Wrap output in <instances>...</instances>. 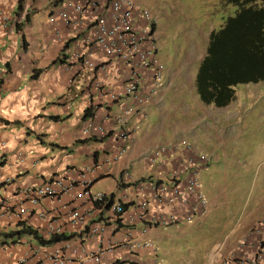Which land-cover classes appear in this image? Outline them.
<instances>
[{"label":"crops","instance_id":"0c3cea01","mask_svg":"<svg viewBox=\"0 0 264 264\" xmlns=\"http://www.w3.org/2000/svg\"><path fill=\"white\" fill-rule=\"evenodd\" d=\"M50 1L25 0L23 10L17 13V0H0V13L8 17L7 26H0V264H17L20 256L38 246L42 248L32 235L15 237V241L4 238L3 233L18 230L22 225H30L43 236L49 221L55 220L64 227L63 233L70 236L68 240L72 243L95 246L86 236L87 227L67 223L66 208L50 199L43 198L38 206L49 213L48 218H39L33 213L18 217L17 205L26 204L21 191L27 186L56 177L75 178L81 170L92 168L91 190L100 178L112 176L123 191L121 196L115 193L114 200L124 199L126 194L130 202L144 195L150 197L147 187L144 192L137 189L136 181L142 179L144 186L148 181L171 183L176 170L181 171L180 177L185 175L183 169L188 156L183 147L178 146L176 151L163 155L159 161L161 165H148L144 160V155L152 148L172 144L166 141L152 147L153 136H162L164 131L145 126L146 108L158 103L162 85L157 86L149 100L144 105H137L136 112L128 117L125 127L133 130V141L127 144L124 154L112 159L123 145L115 137L121 128L115 116L122 106L134 102L128 95L113 101L102 96L100 91L120 90L128 77L129 66L108 60L94 43L85 45L84 39L91 31L87 24L89 12L71 23L59 18L50 21L51 10L59 7L57 1L44 18L35 19L32 13ZM25 13H28L27 21H24ZM17 22L21 23V30L16 29ZM77 51L84 52V58L97 64L96 68L75 60L73 54ZM39 69L40 72L32 77ZM96 81L101 83L98 90L93 87ZM140 87L145 89L143 84ZM88 107L92 108V117L85 115ZM90 119L96 125L104 126L106 134L83 133ZM141 125L145 128H140ZM82 139H86L85 142H78ZM124 169H128L130 179L123 177ZM6 200L9 204L4 202ZM154 204L151 200L150 210ZM130 205L129 211L132 210ZM107 211L108 216L105 211L103 215L112 221L114 216ZM202 216L195 213L192 218L197 217L198 223ZM119 225L124 230L131 228L138 232L144 222L136 221L130 225L121 221ZM166 226L150 227L143 236V239L153 241L152 251L116 248L103 258L104 264L114 263L116 258L118 264H123V259L136 264H156L154 239L161 234L158 228ZM259 241L264 245V218H251L243 225L237 223L225 242L214 245L208 264H247Z\"/></svg>","mask_w":264,"mask_h":264},{"label":"rangeland","instance_id":"374dc122","mask_svg":"<svg viewBox=\"0 0 264 264\" xmlns=\"http://www.w3.org/2000/svg\"><path fill=\"white\" fill-rule=\"evenodd\" d=\"M57 1L32 16L44 18ZM137 1L155 25L156 56L163 66L158 103L146 108L145 126L164 131L153 136L152 147L166 141L183 147L184 139L209 158L196 173L207 213L198 223L196 217L159 227L153 257L156 264H208L212 248L225 242L234 225L264 218V81L236 84L235 97L225 106L203 102L195 76L209 33L235 15L236 7L226 0ZM116 183L106 176L92 190L121 196Z\"/></svg>","mask_w":264,"mask_h":264},{"label":"built area","instance_id":"2783aa9c","mask_svg":"<svg viewBox=\"0 0 264 264\" xmlns=\"http://www.w3.org/2000/svg\"><path fill=\"white\" fill-rule=\"evenodd\" d=\"M86 12L90 13L87 24L91 31L84 39L85 45L94 43L108 60L121 61L129 66L128 77L120 90L105 93L100 91L102 96L106 95L113 101L128 95L134 102L122 106L121 112L115 116L116 123L121 127L115 133V137L123 142L112 157L116 160L126 152L127 144L134 138L133 130L125 127L128 117L136 112L137 105H144L159 86L163 66L156 56L155 31L150 22V15L147 10L140 8L137 0H65L51 12L49 20L59 18L71 23L76 18L80 19ZM7 23V15L0 13V26L6 27ZM83 53L77 51L73 58L81 64L96 68L97 64L84 58ZM141 84L145 89L140 87ZM100 86L101 83L96 81L93 87L98 90ZM106 132L104 126L96 125L92 119L87 121L83 129L85 134L95 133L100 136ZM180 144L188 156L183 169L184 177H180L181 171L176 170L172 176L174 182L171 183L148 181L144 186V182H138L137 189L144 192V188L147 187L150 197L144 195L129 202L127 195L124 194V199L113 200L112 204L106 207L108 195L91 190L94 182L92 168L81 170L75 178L56 177L51 181L23 188L21 198L26 204L17 205L18 217L33 213L39 218H48L49 213L38 206L43 198L50 199L66 208L67 223L87 227L86 236L94 241L95 246L74 244L68 239L60 240L49 244L51 248L47 245L33 248L20 256L17 264H104L103 258L116 248L152 251L153 241L143 239L150 227L179 223L191 219L195 213L201 215L207 213V205L199 191L196 173L200 166L208 164L209 158L194 152L184 139ZM177 149L178 146L174 144L156 146L144 155V160L151 165L159 156L162 157ZM122 175L126 179L131 178L128 169L122 170ZM151 200L155 203L152 210L149 207ZM4 202L9 204L7 200ZM127 202L131 204L130 211L128 207L123 208V204ZM179 205H186L187 208L176 209L175 206ZM107 210L114 216L112 221L103 215ZM121 221L130 225L136 221L144 222V227L138 232L131 228L124 230L119 225ZM63 231L64 227L61 224L51 220L43 237L49 238L52 234H60ZM118 261L116 258L111 264H118ZM123 264L136 263L123 259ZM247 264H264V245L261 241L257 242L255 253L247 260Z\"/></svg>","mask_w":264,"mask_h":264},{"label":"trees","instance_id":"16d2710c","mask_svg":"<svg viewBox=\"0 0 264 264\" xmlns=\"http://www.w3.org/2000/svg\"><path fill=\"white\" fill-rule=\"evenodd\" d=\"M24 2L25 0H17V13L23 10ZM226 2L236 7L235 15L229 16L220 28L209 33L206 53L200 60L195 76L200 99L218 107L225 106L234 99L236 84L264 81V0H226ZM27 20L28 13H25L24 21ZM16 26V29L21 30V23L17 22ZM152 27L155 28L154 23ZM39 72L40 69L31 76L35 77ZM1 82L0 78V85ZM85 115L92 117L91 107L86 109ZM138 182L136 181L134 185L136 186ZM141 182L144 181L141 179ZM114 197V192L108 195L106 207L112 204ZM129 205V202L124 203L123 208L126 209ZM24 234L32 235L41 245L70 238L64 233L52 234L49 238H44L30 225H22L18 230L3 233L5 239L10 237L13 241L15 237Z\"/></svg>","mask_w":264,"mask_h":264},{"label":"clouds","instance_id":"9594fccd","mask_svg":"<svg viewBox=\"0 0 264 264\" xmlns=\"http://www.w3.org/2000/svg\"><path fill=\"white\" fill-rule=\"evenodd\" d=\"M153 24V23H152ZM154 30H155V28H154Z\"/></svg>","mask_w":264,"mask_h":264}]
</instances>
